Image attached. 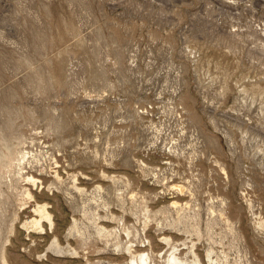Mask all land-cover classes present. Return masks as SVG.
Instances as JSON below:
<instances>
[{
    "label": "rangeland",
    "instance_id": "obj_1",
    "mask_svg": "<svg viewBox=\"0 0 264 264\" xmlns=\"http://www.w3.org/2000/svg\"><path fill=\"white\" fill-rule=\"evenodd\" d=\"M173 246L264 264V0H0V264Z\"/></svg>",
    "mask_w": 264,
    "mask_h": 264
},
{
    "label": "bare ground",
    "instance_id": "obj_2",
    "mask_svg": "<svg viewBox=\"0 0 264 264\" xmlns=\"http://www.w3.org/2000/svg\"><path fill=\"white\" fill-rule=\"evenodd\" d=\"M34 181L35 180H33V182ZM27 194H29L28 190H27ZM36 210L40 214V217H45L47 220H49L50 224L52 223L50 214L44 204H38L36 206ZM31 223L33 225L40 226V221L38 219H33ZM52 244L54 245L55 248H59V245L56 243V241H53ZM127 249L131 253L130 262H128V264H160V261L158 260V258L151 256L148 252H138L139 254H132L130 247H128ZM206 256L209 260L208 264H213L209 252L206 253ZM5 257H6V254H5V251L3 250L1 253V258L4 263H6ZM195 261L197 264H199V261L197 258H195ZM164 264H188V261H186L185 258L180 256L175 246H173L172 250L166 255Z\"/></svg>",
    "mask_w": 264,
    "mask_h": 264
}]
</instances>
